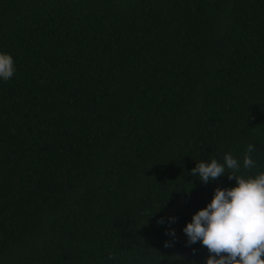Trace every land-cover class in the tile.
<instances>
[{"label": "trees", "instance_id": "obj_1", "mask_svg": "<svg viewBox=\"0 0 264 264\" xmlns=\"http://www.w3.org/2000/svg\"><path fill=\"white\" fill-rule=\"evenodd\" d=\"M0 52V264H206L236 180L191 170L264 172V0H0Z\"/></svg>", "mask_w": 264, "mask_h": 264}, {"label": "clouds", "instance_id": "obj_2", "mask_svg": "<svg viewBox=\"0 0 264 264\" xmlns=\"http://www.w3.org/2000/svg\"><path fill=\"white\" fill-rule=\"evenodd\" d=\"M15 72L13 56L0 52V79L7 82ZM254 151L255 146L248 144L242 165L229 152L223 163L216 159L201 161L191 170L192 176L204 184L217 181L226 173L230 180H236L235 187L217 188L211 203L194 214L183 229L189 245L202 242L208 249L206 264H264V172L245 176L258 167L252 158ZM175 219L171 218V222ZM166 234L174 237L175 231ZM169 246L166 242L165 247ZM109 259L114 260V254L110 253Z\"/></svg>", "mask_w": 264, "mask_h": 264}]
</instances>
